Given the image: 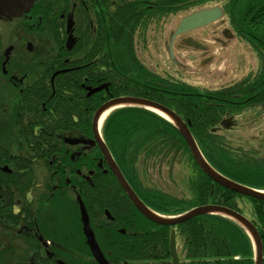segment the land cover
Masks as SVG:
<instances>
[{"label": "flooded vegetation", "instance_id": "1", "mask_svg": "<svg viewBox=\"0 0 264 264\" xmlns=\"http://www.w3.org/2000/svg\"><path fill=\"white\" fill-rule=\"evenodd\" d=\"M171 2L173 5L165 6L164 0H34L25 13L11 18L0 16V24H4L0 30L7 39L3 50L10 53L6 71L1 67L0 76L15 85L0 93L10 95L0 100V264H101L87 243L80 200L108 264H118L111 250L115 237L127 235L131 227L136 228L147 217L118 181L99 143L100 138L106 143L123 172L104 132L107 117L116 109L101 123L100 118L96 120L98 131L94 119L105 102L122 96L144 97L138 93H145L148 86L144 82L133 87L126 78L130 74L126 76L116 69L115 23L127 11L128 35L134 56L141 64L138 72L142 78L149 71L181 78L145 58L149 38L157 31L156 42L163 43L177 72L184 66L181 57L186 49H190L187 57L204 66L213 62L215 44L225 47L231 39L237 43L246 41L251 52H255L252 42L258 41L256 36L251 42L239 34V26L251 24L245 15L234 16L238 0ZM216 5L222 7L229 23L222 26L218 21L219 25L211 31L212 38L203 33L211 24L176 36L172 42L173 61L169 47L180 20L192 11ZM20 28L36 30L35 38H47L56 46L40 70L35 69L33 61L21 59L28 66L12 62L13 57L21 58L17 43L24 41L25 48L35 52L34 40L15 32ZM253 60L254 67L247 70L248 66L238 76L243 87L258 74V56ZM102 85L89 94L90 88ZM198 86L200 91L207 88ZM258 94L254 103L242 105L250 109L241 114L253 111L260 124L264 121V94ZM123 174L151 208L139 188ZM90 192L100 199L101 209L87 207L84 196Z\"/></svg>", "mask_w": 264, "mask_h": 264}, {"label": "trees", "instance_id": "2", "mask_svg": "<svg viewBox=\"0 0 264 264\" xmlns=\"http://www.w3.org/2000/svg\"><path fill=\"white\" fill-rule=\"evenodd\" d=\"M171 1L164 0L165 6L173 5ZM234 8L235 17L250 18L251 25L239 26V34L249 37L251 42L254 36L258 38L257 42H252L258 56V74L248 86L243 87V81H235L221 88H206L202 93L198 85L173 76L162 77L149 71L142 78L138 72L141 64L134 56L128 35L127 11L114 27L115 64L117 70L126 76L130 74V78H126L133 87L147 84V91L139 95L161 102L183 118L202 153L217 171L236 182L264 189V154L253 147L235 146L220 133L223 118L239 116L250 109L242 105L254 103L259 92L264 94V89L258 88L264 87V0H238ZM6 40L4 31L0 30V64ZM104 132L125 175L139 188L146 203L160 213L178 215L198 205L215 203L244 214L245 199H249L253 212L248 218L260 234L264 264V200L238 193L209 177L198 166L185 138L172 122L149 109L124 106L107 117ZM150 160L154 164L173 165L186 161L193 165L192 195L176 197L145 184L141 166H149ZM84 201L90 210L102 208L100 199L92 192L84 196ZM135 227H131L127 235L115 237L111 250L118 264H173L169 248L172 230L176 233L180 264H256L251 236L238 222L224 215H196L175 225L158 223L147 217ZM135 231L140 233L133 235Z\"/></svg>", "mask_w": 264, "mask_h": 264}, {"label": "rangeland", "instance_id": "3", "mask_svg": "<svg viewBox=\"0 0 264 264\" xmlns=\"http://www.w3.org/2000/svg\"><path fill=\"white\" fill-rule=\"evenodd\" d=\"M175 20L167 25L166 33ZM218 21L221 22L222 26L227 25L229 23L227 14L223 15V17L214 21L209 27H206L205 30H203V33L207 35V37H213L211 35V31L219 25ZM0 26H4V24H0ZM15 32L18 34L23 33L26 37L33 39L35 52L32 53L28 51L25 48L24 41L23 43H17L16 50L20 52L21 58L13 57L12 62H20L23 66H28L27 63L22 62L21 59H24L23 61H33L35 69L40 70L46 64L49 57L55 53L56 46L47 38H35L33 34L37 32L36 30H33L32 32L26 28H20L15 30ZM194 33L200 34L199 31ZM157 34L158 31L153 33L149 38L147 55L144 53L145 58L158 64L161 69L170 71V73L176 74L184 80L207 88H219L234 83L238 80V76L242 74V71H247L254 67L255 61L253 60V57L257 58L256 53L251 52V47L246 41L244 43L241 42V44L237 43L236 40L231 39L227 42L225 47H221L217 44L213 45L214 60L212 63H208L204 66L200 65L196 60H192L187 57L190 49H186L183 54L184 59L181 57L184 66L183 68H180L181 70L179 72H177L178 69L172 65L163 43L156 42ZM16 42L17 41H14V44ZM7 53V51L4 52L3 50L5 59ZM19 59L20 61H18ZM3 60L4 56L2 61ZM2 61L0 66L3 68L4 62L2 66ZM245 68H247V70ZM13 69L15 68L13 67ZM9 83H7L6 80L0 76V93L7 88L12 89V87L15 86L12 85L13 83ZM0 95V100L1 97L7 98L10 96L6 93ZM255 118L256 115L253 111L246 112L243 115L240 114L239 116L234 115V123L232 127L225 130L222 129L220 133L221 135H225L229 138L231 144L235 146H243L244 148L253 147L255 150L259 151L261 155H263L264 121L262 120V122L258 124L259 121ZM192 167L193 165L186 161H178L173 165H169L166 162H158L154 164V162L150 160L149 166H141V174L145 184L158 187L159 189L176 197H186L192 195L190 188V177L193 174ZM252 212L253 209L251 202L249 199H245L243 209L244 215L252 217Z\"/></svg>", "mask_w": 264, "mask_h": 264}, {"label": "water", "instance_id": "4", "mask_svg": "<svg viewBox=\"0 0 264 264\" xmlns=\"http://www.w3.org/2000/svg\"><path fill=\"white\" fill-rule=\"evenodd\" d=\"M34 0H0V15L6 16V17H13L18 14H22L24 12H27L30 7L32 6ZM223 15V9L220 6H214L210 8H202L199 10L192 11L191 13L185 15L179 22L178 26L176 27L174 33L172 34V39L169 47V53L171 58L175 61L174 58V52L172 50V42L173 39L189 30L208 25L219 18H221ZM73 43V40H70L68 42L69 45ZM8 52V50H7ZM104 85L97 87V88H90L89 94H92L95 91L100 90L103 88ZM116 104H122V105H139V106H145L148 108H156L160 110L162 113H165L168 117L169 121H171L181 132L183 137L185 138L191 153L199 165V167L209 176L211 177L215 182L232 189L238 193H241L246 196L256 197L264 200V190H260L258 188H254L239 182H236L224 174L217 171L205 158L202 151L200 150L194 135L192 134L188 124L183 120V118L172 108L151 99H147L144 97H129V96H122L113 98L104 104L97 110L95 119H94V127L98 131V121H96L102 113L110 108L111 106H114ZM232 119L231 118H225L222 120V126L224 128H230L232 126ZM99 143L102 147V150L104 152L105 157L109 160L116 177L118 178V181L121 183L123 188L126 190L132 201L136 204V206L144 213L147 217L154 220L158 223L163 224H169V225H175L179 222H182L188 218H191L196 215L201 214H221L226 217H229L236 222H238L241 226H243L247 232L250 234V236L254 240L255 249H256V264H263V249H262V241L260 234L256 228V226L253 224V222L248 219L245 215L240 213L239 211L232 209L228 206L221 205V204H203L196 206L185 213L178 215V216H164L161 215L152 209H150L144 202L140 199V197L136 194V192L133 190V188L130 186L126 178L124 177L122 171L116 164L114 158L112 157V154L106 145V143L100 138ZM81 202V210H82V219L84 223V233L86 235L87 243L90 246L93 254L96 256L98 261L101 264H108V261L104 257V254L102 253V250L98 244V241L96 240L95 233L90 225L89 222V216L87 209L82 202ZM170 252L172 256L173 264H180L179 255L176 247V236L175 232L172 233L171 239H170Z\"/></svg>", "mask_w": 264, "mask_h": 264}, {"label": "bare ground", "instance_id": "5", "mask_svg": "<svg viewBox=\"0 0 264 264\" xmlns=\"http://www.w3.org/2000/svg\"><path fill=\"white\" fill-rule=\"evenodd\" d=\"M119 105H122V104H116V105H114V106H111V107L108 108L107 110H105V111L102 113L101 117H100L99 123H101V122L103 121V119L105 118V116L107 115V113H108L112 108H114V107H119ZM149 109H152L153 111H155V112H157V113L163 115L164 117H168L165 113H162L160 110H158V109H156V108H154V107L149 108Z\"/></svg>", "mask_w": 264, "mask_h": 264}]
</instances>
